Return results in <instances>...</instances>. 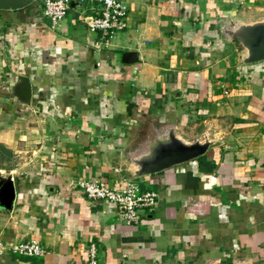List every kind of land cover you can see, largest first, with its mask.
<instances>
[{"label":"crops","instance_id":"0c3cea01","mask_svg":"<svg viewBox=\"0 0 264 264\" xmlns=\"http://www.w3.org/2000/svg\"><path fill=\"white\" fill-rule=\"evenodd\" d=\"M118 1L126 28L101 44L87 28L96 3L72 0L56 25L41 0L0 10V174L16 194L0 243L45 251L0 264H88L91 245L98 264H264V61L241 65L219 35L228 19L264 16V0ZM15 75L30 80L28 108L8 89ZM165 126L217 142L131 179L125 156ZM84 180L132 181L158 202L126 225Z\"/></svg>","mask_w":264,"mask_h":264},{"label":"water","instance_id":"95a60500","mask_svg":"<svg viewBox=\"0 0 264 264\" xmlns=\"http://www.w3.org/2000/svg\"><path fill=\"white\" fill-rule=\"evenodd\" d=\"M38 0H0V10H21ZM72 5V4H71ZM221 38L234 43L240 50L241 65L264 61V16L245 19H228L219 29ZM11 95L23 107H30V80L15 75L8 83ZM216 140L203 135L187 140L174 126H165L147 140L137 151L125 156L134 168L131 179L152 175L171 167L187 163L206 154ZM15 187L10 174H0V210L10 213L15 201Z\"/></svg>","mask_w":264,"mask_h":264},{"label":"built area","instance_id":"2783aa9c","mask_svg":"<svg viewBox=\"0 0 264 264\" xmlns=\"http://www.w3.org/2000/svg\"><path fill=\"white\" fill-rule=\"evenodd\" d=\"M43 14L52 25L62 21L70 8L72 0H41ZM78 3H96L100 6L99 13L87 22L89 32L98 33L100 42L106 43L113 35L126 28L127 8L118 0H75ZM82 194L92 201H103L113 204L120 211V220L126 225H137L140 221V212L152 210L157 202L158 195L154 191H141L138 184L127 181L124 188L110 187L104 180H84L78 183ZM4 252L29 258L40 257L45 254L41 245L35 241L18 243H0V255ZM88 264H98L96 248L89 249Z\"/></svg>","mask_w":264,"mask_h":264},{"label":"rangeland","instance_id":"374dc122","mask_svg":"<svg viewBox=\"0 0 264 264\" xmlns=\"http://www.w3.org/2000/svg\"><path fill=\"white\" fill-rule=\"evenodd\" d=\"M4 156L3 157H8V155H6V154H3ZM7 158H1V161H4V160H6ZM8 160V159H7ZM2 163V162H1ZM0 166H1V164H0Z\"/></svg>","mask_w":264,"mask_h":264}]
</instances>
